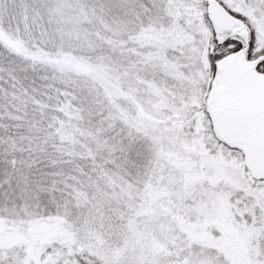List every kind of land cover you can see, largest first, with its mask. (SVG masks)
<instances>
[{
    "label": "snow or ice",
    "instance_id": "1",
    "mask_svg": "<svg viewBox=\"0 0 264 264\" xmlns=\"http://www.w3.org/2000/svg\"><path fill=\"white\" fill-rule=\"evenodd\" d=\"M0 264H264V0H0Z\"/></svg>",
    "mask_w": 264,
    "mask_h": 264
}]
</instances>
